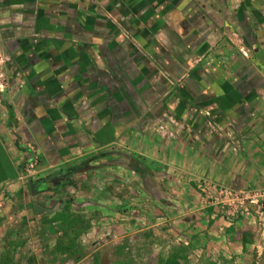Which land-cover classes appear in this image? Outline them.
<instances>
[{
    "label": "crops",
    "instance_id": "0c3cea01",
    "mask_svg": "<svg viewBox=\"0 0 264 264\" xmlns=\"http://www.w3.org/2000/svg\"><path fill=\"white\" fill-rule=\"evenodd\" d=\"M0 58V259L152 231L245 263L198 184L264 187V0H0Z\"/></svg>",
    "mask_w": 264,
    "mask_h": 264
},
{
    "label": "rangeland",
    "instance_id": "374dc122",
    "mask_svg": "<svg viewBox=\"0 0 264 264\" xmlns=\"http://www.w3.org/2000/svg\"><path fill=\"white\" fill-rule=\"evenodd\" d=\"M254 210L251 208L248 216L255 223V231L250 236L249 256L244 264H264V214H256ZM68 232L73 235L77 230L69 229ZM170 240L168 236L156 235L152 231L135 233L117 244L98 237L81 245L65 246L66 249L57 252L47 251L39 258H35L33 254L20 257L3 255L0 264H94L97 258L98 264H166L171 253L179 247L177 244H170ZM184 254L187 260L180 264H202L195 259L190 248Z\"/></svg>",
    "mask_w": 264,
    "mask_h": 264
},
{
    "label": "built area",
    "instance_id": "2783aa9c",
    "mask_svg": "<svg viewBox=\"0 0 264 264\" xmlns=\"http://www.w3.org/2000/svg\"><path fill=\"white\" fill-rule=\"evenodd\" d=\"M138 47V46H137ZM140 50V49H139ZM4 59L0 58V92L3 91L4 76L1 72V65ZM37 162L29 164L27 174L35 176ZM198 190L205 203L220 212L228 213L231 217L248 216L251 208L256 214H264V187L258 190L242 189L234 190L224 187L212 181L202 179L198 184Z\"/></svg>",
    "mask_w": 264,
    "mask_h": 264
},
{
    "label": "trees",
    "instance_id": "16d2710c",
    "mask_svg": "<svg viewBox=\"0 0 264 264\" xmlns=\"http://www.w3.org/2000/svg\"><path fill=\"white\" fill-rule=\"evenodd\" d=\"M75 234H77V232L74 233V235ZM66 248H64V249H66ZM188 248L189 247H184L182 245H179V247H177V250H175L173 253H171L169 259L166 261V264H180V262H185L187 260V257L184 253H186ZM94 264H98V258L95 260Z\"/></svg>",
    "mask_w": 264,
    "mask_h": 264
}]
</instances>
